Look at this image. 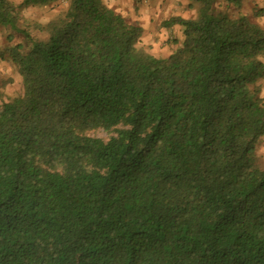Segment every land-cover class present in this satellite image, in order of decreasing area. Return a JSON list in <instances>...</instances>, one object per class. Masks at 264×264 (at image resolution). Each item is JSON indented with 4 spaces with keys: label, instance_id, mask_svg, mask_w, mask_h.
<instances>
[{
    "label": "trees",
    "instance_id": "trees-1",
    "mask_svg": "<svg viewBox=\"0 0 264 264\" xmlns=\"http://www.w3.org/2000/svg\"><path fill=\"white\" fill-rule=\"evenodd\" d=\"M195 1L157 57L102 0H0V264H264V25Z\"/></svg>",
    "mask_w": 264,
    "mask_h": 264
},
{
    "label": "rangeland",
    "instance_id": "rangeland-1",
    "mask_svg": "<svg viewBox=\"0 0 264 264\" xmlns=\"http://www.w3.org/2000/svg\"><path fill=\"white\" fill-rule=\"evenodd\" d=\"M21 1L16 0L18 3ZM106 2L108 3L106 5L110 7L124 10L123 16L128 20L131 17H145L146 30L140 45L157 57H166L178 46L179 41L182 39L179 27L174 28L170 34L161 29V22L171 15L189 18L197 16L198 13V4L195 0H107ZM263 8V0H243L240 6L228 9L224 5L218 4L214 13H236L237 15L248 17L253 23L264 25V16L260 19L255 16L256 11L259 9L264 12ZM139 9L144 10L142 13L140 11L141 15L139 14ZM59 10L60 7L58 5L25 9L21 13L19 24L21 26L26 23L34 25L37 23L44 24L54 18ZM143 18L142 20L144 21ZM131 22L136 21L133 19ZM8 36V32L0 28V84L4 85V93L9 97H13L21 92V84L20 78L9 60L8 49H11L12 45H16L20 38L14 35L12 40H8ZM260 59L264 63V54ZM261 83L262 94L264 95V81ZM258 151L259 154L264 155V139L260 143Z\"/></svg>",
    "mask_w": 264,
    "mask_h": 264
},
{
    "label": "crops",
    "instance_id": "crops-1",
    "mask_svg": "<svg viewBox=\"0 0 264 264\" xmlns=\"http://www.w3.org/2000/svg\"><path fill=\"white\" fill-rule=\"evenodd\" d=\"M102 1H103L105 4H108V3L106 2L107 0H102ZM108 6H109V5H108ZM126 6H128V5H126ZM109 7H110V6H109ZM110 8L114 9L117 13L123 15L124 10L117 9V7H116V8H114V7H110ZM140 11H141V13L144 12V10L139 9V14H140V15H141ZM136 17H137V15H136ZM142 18H143V17H142ZM142 18H141V17H137V18H132V17H131L129 21L135 19L136 23H138V24L144 29V33H145V30H146V27H145V26H146V20H145V17L143 18L144 21L142 20Z\"/></svg>",
    "mask_w": 264,
    "mask_h": 264
}]
</instances>
